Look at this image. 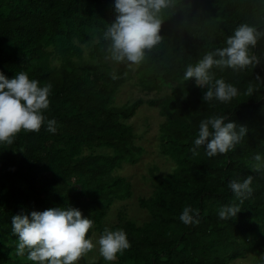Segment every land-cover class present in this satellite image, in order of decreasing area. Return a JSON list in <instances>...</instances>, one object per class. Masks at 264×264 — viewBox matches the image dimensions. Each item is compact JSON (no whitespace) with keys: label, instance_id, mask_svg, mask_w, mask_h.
<instances>
[{"label":"trees","instance_id":"trees-1","mask_svg":"<svg viewBox=\"0 0 264 264\" xmlns=\"http://www.w3.org/2000/svg\"><path fill=\"white\" fill-rule=\"evenodd\" d=\"M113 3L0 0V71L8 78L25 71L41 85L50 83L45 115L57 122L55 133L45 124L0 144V264H33L16 253L12 215L68 205L93 220L87 234L92 239L106 227L127 233L130 247L110 264H232L261 255L264 174L252 165L257 153L264 155V35L250 48L252 64L213 69L239 90L229 103L204 102L205 89L182 76L187 65L225 46L241 24L264 33V0H171L159 14L161 41L131 66L107 58L104 32L114 19ZM134 78L140 90L155 96L116 103L122 86ZM144 104L164 118L160 153L174 166L163 174L152 167V194L138 197L145 212L141 223L119 209L116 221L107 224L114 203L134 196L132 182L115 172L144 154L129 122ZM213 114L248 131L234 150L208 157L204 146L193 151V139L200 120ZM103 149L110 153L96 152ZM248 175L251 194L236 217L221 220L218 208L235 201L229 181ZM187 205L199 212L198 224L179 219ZM89 264L109 262L101 256ZM253 264H264V257Z\"/></svg>","mask_w":264,"mask_h":264},{"label":"clouds","instance_id":"clouds-1","mask_svg":"<svg viewBox=\"0 0 264 264\" xmlns=\"http://www.w3.org/2000/svg\"><path fill=\"white\" fill-rule=\"evenodd\" d=\"M170 3L171 0H114V19L104 32V39L110 42L107 58L115 63L139 65L146 51L161 41L159 14ZM262 35L253 26L241 24L227 37L225 46L208 51L196 63L187 65L182 81L192 80L196 87L205 89L202 100L206 103H229L239 90L222 77L217 78L213 69H243L252 64L255 58L250 55V48ZM117 78L112 75V79ZM51 89L50 83L41 85L25 71L12 78L0 71V144H12L21 130L39 132L45 124L48 132H56V120L45 115ZM251 92L249 89L250 95ZM247 131L246 126L238 125L226 115H210L199 122L193 151L204 146L208 157L226 154L235 149ZM253 159L252 170L264 174V155L257 153ZM252 181V175L229 181L228 187L239 203L221 205L217 210L221 220L237 216L240 204L252 192ZM179 219L184 224H198L199 212L187 205ZM93 224L89 216L71 205L20 211L11 217V231L17 236L16 253L26 254L33 264H76L97 246L99 254L110 264L118 253L130 247L127 233L121 228L106 227L94 241L87 235Z\"/></svg>","mask_w":264,"mask_h":264},{"label":"rangeland","instance_id":"rangeland-1","mask_svg":"<svg viewBox=\"0 0 264 264\" xmlns=\"http://www.w3.org/2000/svg\"><path fill=\"white\" fill-rule=\"evenodd\" d=\"M136 78L127 81L121 88L119 94L116 95V103L122 104L129 100H136L139 97H143L146 100L153 98L155 93L146 94L140 90L136 85ZM164 121V118L159 114L157 108L149 107L147 104L142 105L135 116L129 120L130 124L135 128V131L141 136L137 139V143L141 144L144 148V154L140 157V160L136 164H125L121 169L117 170L115 174L125 176L133 184L134 196L133 198L116 201L109 212L107 224H113L116 220L118 210L124 209L127 212V216L132 218L138 223L144 220L145 212L138 206V197L150 196L153 191L152 179L150 171L152 167L158 168L160 173H167L173 169L174 163L163 157L160 153L159 144V126ZM96 152L110 153V149L96 150ZM104 223L105 226L107 225ZM98 232L94 233L93 240H98ZM101 255L99 254L98 246L83 255L76 264H89L97 261ZM264 257V253L254 257L248 255L247 258L237 260L232 264H253L256 259Z\"/></svg>","mask_w":264,"mask_h":264}]
</instances>
